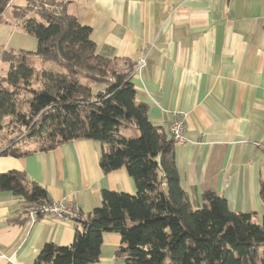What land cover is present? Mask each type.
I'll return each instance as SVG.
<instances>
[{
	"label": "crops",
	"instance_id": "crops-1",
	"mask_svg": "<svg viewBox=\"0 0 264 264\" xmlns=\"http://www.w3.org/2000/svg\"><path fill=\"white\" fill-rule=\"evenodd\" d=\"M53 1L90 27L96 54L134 66L135 100L147 106L154 125L168 130L172 113L182 114L185 140L173 155L190 205L202 206V194L213 191L231 210L264 224L258 146L264 141V0ZM6 145L0 141V151ZM103 149L102 142L82 138L0 155V173L23 172L50 202H72L85 218L101 204V190L135 192L124 167L100 168ZM24 207L19 196L0 190V264H34L45 243L72 242L70 217L31 220ZM119 244V235L104 234L98 264H122Z\"/></svg>",
	"mask_w": 264,
	"mask_h": 264
},
{
	"label": "trees",
	"instance_id": "trees-1",
	"mask_svg": "<svg viewBox=\"0 0 264 264\" xmlns=\"http://www.w3.org/2000/svg\"><path fill=\"white\" fill-rule=\"evenodd\" d=\"M8 1L0 0V16ZM45 1L56 6L35 10L32 16L26 6L14 9L19 25L36 38L35 51L0 52L9 64L0 76V131L5 117H10L8 125L22 129L0 155L32 151L20 147L27 140H34L39 150L74 139L98 140L104 144L100 168L109 172L124 167L135 192L101 190L99 206L85 218H71L72 242L45 243L34 264H98L106 233L120 236L115 255L122 264H264V224L231 210L213 191L202 194V206L190 205L171 133L154 125L147 106L135 100L130 80L134 66L96 54L90 27L53 0ZM34 56L41 68L35 67ZM47 62L61 71L46 69ZM127 123L138 129L137 136L118 133ZM0 190L26 205L49 202L41 185L16 170L0 173ZM259 193L264 200V180Z\"/></svg>",
	"mask_w": 264,
	"mask_h": 264
},
{
	"label": "rangeland",
	"instance_id": "rangeland-1",
	"mask_svg": "<svg viewBox=\"0 0 264 264\" xmlns=\"http://www.w3.org/2000/svg\"><path fill=\"white\" fill-rule=\"evenodd\" d=\"M24 1L25 3L23 5L27 7V11L31 12L29 16H32L33 12H35V10L37 11L40 8L50 9L56 6L55 4L53 5L49 2H46L45 0H27V1L24 0ZM21 5L22 4H20L19 0L8 1L3 14L0 16V52H2V50H7V51H12V53L17 54V52L20 50L32 52V51H35L36 49V44H37L36 38L28 34L24 30L22 25H19V23H21L22 21L18 22L19 19H17L14 15V9ZM21 7H24V6H21ZM15 26H19V27L14 28ZM5 43H7L9 46H7V44L4 45ZM33 58L34 60H36V61H33L35 67L41 68L42 63H40V60L38 59V57L34 56ZM45 64H46L45 65L46 69H49V70L51 69L52 71H56V72L61 71L56 65L52 63L47 62ZM8 67H9L8 62L0 59V76L4 75L5 70H7ZM107 80L108 82H110L112 78L109 76ZM92 88L94 91H96L97 89L103 88V86L102 84H95L92 86ZM20 110L24 112V110H26V107H21ZM9 121H10V117L4 118L3 120L4 128L0 131V141H4V144H7L9 140L11 139H15V137L17 135L19 136V134L22 132V129H19L17 126L13 124L8 125ZM119 129H120L121 135L122 133L124 134L123 135L124 137H128V138L132 137L129 134V130H132L129 124L127 125L123 124L120 126ZM20 145H21L20 147L22 150H26V149L31 150L38 146V144L34 140H27ZM23 204L26 207V204L25 203ZM25 207H24V214L27 215Z\"/></svg>",
	"mask_w": 264,
	"mask_h": 264
},
{
	"label": "built area",
	"instance_id": "built-area-1",
	"mask_svg": "<svg viewBox=\"0 0 264 264\" xmlns=\"http://www.w3.org/2000/svg\"><path fill=\"white\" fill-rule=\"evenodd\" d=\"M143 63V59L138 62V68ZM184 120L182 114L172 113V118L168 125V130L173 137L175 144H181L184 142L183 130ZM258 146L261 148L264 157V141L259 142ZM25 210L27 216L31 217V220H35L37 217L51 216L56 219H65L67 217L77 218L80 217V210L72 203L61 200L59 202H44L39 205L29 204L26 205Z\"/></svg>",
	"mask_w": 264,
	"mask_h": 264
}]
</instances>
